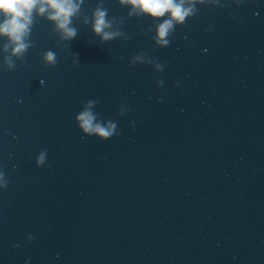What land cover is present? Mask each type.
<instances>
[{
	"label": "water",
	"instance_id": "95a60500",
	"mask_svg": "<svg viewBox=\"0 0 264 264\" xmlns=\"http://www.w3.org/2000/svg\"><path fill=\"white\" fill-rule=\"evenodd\" d=\"M77 2L70 41L38 14L22 56L0 35V264H264V0H195L167 45V13Z\"/></svg>",
	"mask_w": 264,
	"mask_h": 264
},
{
	"label": "clouds",
	"instance_id": "9594fccd",
	"mask_svg": "<svg viewBox=\"0 0 264 264\" xmlns=\"http://www.w3.org/2000/svg\"><path fill=\"white\" fill-rule=\"evenodd\" d=\"M202 2V0H201ZM122 4H130L132 11L130 15L148 14L151 17H164L167 13L169 18L158 24L156 32V42L161 45H167L169 36L174 24H183L186 17L192 15L195 10V0H120ZM187 5V6H186ZM80 9V3L77 0H0V16L3 17L0 22V35L7 36L12 47V55L22 56L28 48L25 43L26 37L31 33L34 15H46L47 18L55 23V27L62 33V39L70 41L77 36V29L72 25V17L77 15ZM93 30L101 36L102 40H111L118 32L108 31L112 27L111 21L107 17V9L97 7L93 14ZM7 50V45L5 46ZM77 55L78 54H73ZM45 67L55 66L57 63L56 53L47 51L44 53ZM135 59H139L136 57ZM79 61L77 60V63ZM9 70L15 67L11 57L5 59ZM162 68L161 65H157ZM162 83V81H160ZM177 83H179L177 81ZM94 101H89L88 106L79 113L76 120L84 133H96L100 137L109 138L113 135L115 124L109 122L107 126L96 122L95 114L90 110ZM47 156V150L41 151L36 158L38 165L44 164ZM8 182L2 179L0 174V187H7ZM33 239V237H29Z\"/></svg>",
	"mask_w": 264,
	"mask_h": 264
}]
</instances>
